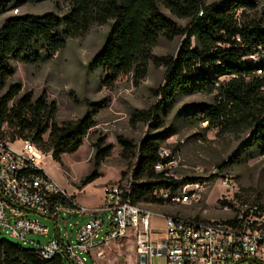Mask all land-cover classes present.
<instances>
[{
    "label": "trees",
    "instance_id": "obj_1",
    "mask_svg": "<svg viewBox=\"0 0 264 264\" xmlns=\"http://www.w3.org/2000/svg\"><path fill=\"white\" fill-rule=\"evenodd\" d=\"M64 14L54 11L24 13L7 17L0 26V138L9 142L29 140L64 165L62 155L76 152L95 126L93 113L74 120L56 121L57 105L45 93L33 98L22 92L18 82L8 84L14 63L40 62L63 49L71 38L84 36L95 24L111 22L100 52L91 68L106 73V83L134 74L143 79L151 62L164 67V79L156 89L159 97L147 109H135L133 124L147 125L144 136L133 142L119 137L123 155L135 159L131 168L132 198L139 202H167L176 197L189 179L175 181L166 169L170 157L161 154L169 134L159 130L162 114L178 94L215 93L212 104H199L185 113L189 121H207L210 126L248 133L242 143L248 150L264 155V5L260 0H68ZM6 5L0 0V13ZM186 18L180 24L166 13ZM160 37L181 38L173 54L155 55ZM255 56H261L254 60ZM223 76H230L222 79ZM92 105L91 102H88ZM159 130V131H157ZM98 140L95 170L81 181L95 180L99 163L109 153ZM123 178L129 171H124ZM168 192L170 197L160 195ZM70 204L69 202H63ZM232 210L240 207L229 201ZM246 202H242L245 204ZM264 211V205L257 203ZM199 221L198 217L193 218ZM65 255L41 258L36 249L21 242L0 238V264H67Z\"/></svg>",
    "mask_w": 264,
    "mask_h": 264
},
{
    "label": "rangeland",
    "instance_id": "obj_2",
    "mask_svg": "<svg viewBox=\"0 0 264 264\" xmlns=\"http://www.w3.org/2000/svg\"><path fill=\"white\" fill-rule=\"evenodd\" d=\"M1 1L6 9L0 13V26L7 17L15 14L48 11L64 14L69 9L68 0ZM211 1L218 0H207ZM260 5H264V0H260ZM166 13L182 25L187 22L186 18H177L167 10ZM110 28L111 22L95 24L84 36L69 39L65 47L51 57L43 56L40 62L35 63L17 61L14 63V74L8 79V84L20 83L22 92H30L33 98L45 93L49 101H55L58 110L56 121L59 124L85 114H94L95 126L76 152L62 155L64 165L57 162L51 153L46 154L43 164L49 175L76 202L92 209L102 205L107 186L122 183L127 178H123L124 171H129L128 177H131V168L136 160L123 155L119 137L138 142L144 136L147 125L142 122L133 124L131 117L135 109H147L158 102L155 89L163 83L165 71L163 66L151 62L146 76L138 82L130 73L120 76L113 83H106V73L101 68H91L90 61L101 51ZM180 42V37L173 40L160 37L153 53L173 54ZM229 77L223 76L222 79ZM214 95L202 92L178 94L162 114V127L159 130L169 136L163 142L161 154L170 157V161L156 168L166 169L175 181L189 179L192 182L186 183L178 197L167 202H140L141 207L156 213L153 222L159 229L164 227L162 216L198 217L205 222L226 219L232 216V212L225 208L222 201L232 202L238 207L257 203L264 205V155L243 146L248 133L221 130V125L213 127L207 121H189L185 118V113L194 111L197 105L214 103ZM100 138L109 154L97 167L98 177L82 185L83 178L95 170L93 144ZM21 144L19 141L14 146L20 147ZM160 195L170 197L164 191ZM185 195L188 196L187 200L183 198ZM243 201L246 203L242 204ZM63 216L68 219V230L72 224H83L91 218L83 213ZM28 217L48 225L51 232L48 235L30 233V239L44 243L55 233L56 224L51 218L35 213H29ZM105 218V226L99 235L101 238L110 221L109 212L105 213ZM61 224H64L62 219ZM0 238L20 242L5 231L0 233ZM102 248L101 256L97 250L92 254L94 262L98 264L135 263V248L123 240L111 241ZM67 264L71 263L67 261ZM151 264H166L165 255L154 254Z\"/></svg>",
    "mask_w": 264,
    "mask_h": 264
},
{
    "label": "built area",
    "instance_id": "obj_3",
    "mask_svg": "<svg viewBox=\"0 0 264 264\" xmlns=\"http://www.w3.org/2000/svg\"><path fill=\"white\" fill-rule=\"evenodd\" d=\"M19 141L21 146L15 147ZM16 142L0 138V233L5 231L34 247L41 258L65 255L73 264H89L94 250L101 256L104 245L132 235L138 255H146V264H151V256L158 253L165 255L166 264H264V211L257 204L238 211L225 204L232 216L208 222L163 216L164 227L153 238L156 213L133 201L132 177L107 186L102 205L87 208L45 170L47 153L42 148L29 140ZM183 198L187 200L188 196ZM106 212L110 221L101 238ZM29 213L51 218L56 224L55 233L46 242L28 237L30 233L50 234V227L29 218ZM77 213L91 218L83 224H72L68 230V219L63 215Z\"/></svg>",
    "mask_w": 264,
    "mask_h": 264
},
{
    "label": "crops",
    "instance_id": "obj_4",
    "mask_svg": "<svg viewBox=\"0 0 264 264\" xmlns=\"http://www.w3.org/2000/svg\"><path fill=\"white\" fill-rule=\"evenodd\" d=\"M163 217V216H162ZM155 218L153 217V220H154ZM163 220H164V217H163ZM153 227H154V230H155V233L152 235V237L154 238V237H157V234L156 233H159V228L157 227V225L155 224V222H153ZM51 233V232H50ZM51 237H52V235H51ZM50 237V238H51ZM49 238V239H50ZM123 240V242H126V244L127 243H129V244H131V245H133V247L135 248V250H136V252H137V242H136V240L132 237V235H128L127 237H125L124 239H120L119 240V242L120 241H122ZM116 241H118V240H116ZM116 241H114V242H116ZM93 257H92V255H89V259H88V263L89 264H93ZM135 263L134 264H139V255H138V252H137V256H136V259H135V261H134Z\"/></svg>",
    "mask_w": 264,
    "mask_h": 264
},
{
    "label": "water",
    "instance_id": "obj_5",
    "mask_svg": "<svg viewBox=\"0 0 264 264\" xmlns=\"http://www.w3.org/2000/svg\"><path fill=\"white\" fill-rule=\"evenodd\" d=\"M139 264H146V255L145 254L139 255Z\"/></svg>",
    "mask_w": 264,
    "mask_h": 264
}]
</instances>
